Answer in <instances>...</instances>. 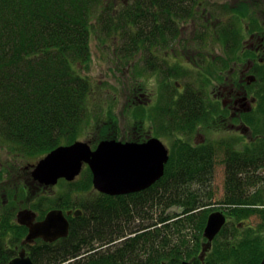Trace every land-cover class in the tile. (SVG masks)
Here are the masks:
<instances>
[{"label":"trees","instance_id":"16d2710c","mask_svg":"<svg viewBox=\"0 0 264 264\" xmlns=\"http://www.w3.org/2000/svg\"><path fill=\"white\" fill-rule=\"evenodd\" d=\"M107 1L0 0V144L12 155L41 157L60 145H70L82 136L86 126L91 127L93 119L88 109L93 87L80 68L89 65L88 42L97 28L100 8L111 12L109 21L104 18L107 24L102 29L117 40L125 39L116 56L124 60L143 48L141 44L161 42L165 33L177 29L163 22L175 19L176 15L165 17L163 13L169 11L167 5L179 0H132L117 16H113L116 4L106 6ZM150 4L156 7L154 13L148 11ZM147 14L152 16L153 24L148 23ZM196 154V148L177 147L163 176L153 186L118 197L95 192L91 174L86 170L87 186L83 180L69 185L75 194L89 192V197L78 196L73 202L83 211L82 215L57 244L33 248L32 263L191 261L200 250V236L208 214L206 200L212 197L211 161L200 160ZM190 156L193 159H186ZM192 184L202 187L194 190ZM229 184L226 179L225 198L234 197L227 190ZM7 189L11 205L8 219L4 217L2 224L17 237L19 227L13 221L12 211L17 204L14 195L18 194L19 201L24 189ZM92 194L96 196L91 197ZM174 205L179 213L166 214V208ZM253 212L256 211H237L235 217ZM256 213L264 218V210ZM221 242H216L211 255L219 263L228 260L230 251L247 252L250 264H259L263 258L264 237L259 234L249 232L241 241H233V246ZM239 259V264H246Z\"/></svg>","mask_w":264,"mask_h":264},{"label":"flooded vegetation","instance_id":"af4514ba","mask_svg":"<svg viewBox=\"0 0 264 264\" xmlns=\"http://www.w3.org/2000/svg\"><path fill=\"white\" fill-rule=\"evenodd\" d=\"M230 2L233 3L230 14H235L237 18L235 24H223L212 7L208 5L207 10L204 6L207 4L202 0H179L174 5H167L170 6L169 11L163 15L168 17L175 14L176 17L163 22L177 29L165 33L161 42L141 44L143 48L139 47L134 54L139 53L140 57L141 53L146 52L141 55L143 58L138 69L147 74L145 78L149 79L152 88L147 95L135 90L131 96L137 100L132 109V132L120 140L111 136L98 138L93 145L81 139L86 133L83 131L82 136L75 140L86 142L91 150H95L104 140L141 145L157 139L166 149L168 161L179 146L196 148L197 154L194 156L200 160L209 159L212 172L220 173L224 193L225 180H230L227 190L234 197L219 200L212 205L219 211L211 210L207 214L223 213L225 224L222 226L235 220L237 225L242 223L235 217L237 211L258 212L264 209V203H249L253 193L264 192V0ZM155 8L150 4L152 13ZM168 59L177 62V65L170 66ZM183 79L189 82H179ZM171 82L175 83V88H171ZM162 92L166 99L161 96ZM186 159L193 158L190 156ZM38 160L27 164L18 174V178L22 177L18 185L24 189V196L19 201L18 194L14 195L17 204L12 209L13 221L19 227L18 238L2 224L4 217L8 219L11 201L7 187L0 190V264H8L20 256L31 259L30 251L33 248L54 246L68 235L75 225L74 220L82 215L83 211L73 204L75 195L81 193H73L74 189L69 185L79 183L76 181L82 175L83 185L89 184L86 170L90 174L91 171L88 165H82L80 174L73 181L62 178L53 186L40 185L31 177L32 166ZM59 185L67 186V189L51 197L49 191ZM83 193L87 195L89 192ZM46 201L50 203L45 204ZM20 210L33 214L30 225L42 222L51 211L61 212L68 224L67 235L50 241L41 237L28 239V227L17 220L16 215ZM256 214L261 220L260 226L264 225V218L260 213ZM241 232L238 227L232 230L233 241L241 238L238 236ZM259 235L264 237L263 227ZM211 243L204 250L200 247L203 254L211 250ZM199 254L191 261L182 260L181 264L215 263L207 258L209 254L204 258H200ZM230 254L226 264L241 263L239 257L250 264L247 252L230 251Z\"/></svg>","mask_w":264,"mask_h":264},{"label":"rangeland","instance_id":"374dc122","mask_svg":"<svg viewBox=\"0 0 264 264\" xmlns=\"http://www.w3.org/2000/svg\"><path fill=\"white\" fill-rule=\"evenodd\" d=\"M204 1L206 5H204L207 10H209L208 5L212 7V9L216 13V17L219 18L223 24H235L236 23V15L230 14V10L233 6V3L230 2V0H202ZM132 0H108L106 3V6L108 5H115L116 9H113V16H117L121 13L124 6H127L129 4H132ZM236 2V0H235ZM105 7V6H104ZM204 7H202L203 9ZM205 8V9H206ZM206 10V11H207ZM212 10V12H213ZM233 10L236 11V8ZM149 13L151 12L150 6H149ZM98 19L96 21V27L94 28V32L91 35L89 43V53H90V62L87 67H82L81 72L83 75L88 76L89 80L92 82V92L89 96V111L90 115L93 119L92 125L86 126L85 129H83L86 133L81 139H85L84 141H87L90 144H95L97 142L98 138L103 137H116L115 139L120 140L124 137V139L127 137L129 132H132L134 124L133 122V115H132V109L134 106L135 101H137L134 97L135 90L139 91V93L146 94L149 92V89L152 88L151 82H149L148 78H145L147 75L146 73H142L138 67L140 66V61H142L143 56L142 54H145L144 51L141 53L140 57L138 56L139 53L132 56L129 60H124L121 57H116L117 54L120 53L121 48V42H125L124 40H117L115 35H110L109 33H106L102 27L107 24L104 18H106L108 21L110 19L111 12L106 10V7L103 9H99L97 11ZM149 18V24L151 23L152 16L150 14H147ZM101 21V22H100ZM104 22V23H103ZM102 23V24H101ZM103 25V26H102ZM222 25V24H221ZM102 26V27H101ZM104 28V27H103ZM115 36V37H114ZM120 42V44H115ZM219 50V54H221ZM168 64L172 67L176 66L177 62H174L171 59H168ZM142 78H140V77ZM181 83H188L189 80L186 79L184 81H179ZM175 83L171 82V88H175ZM165 99L163 92L162 95ZM144 107L143 105H140ZM134 111V110H133ZM75 142V141H74ZM73 142V143H74ZM38 160V158H30L26 156H20L19 154H11L9 150L0 144V190L2 187L6 188L9 186V188H16L20 191L21 187L19 184V178L18 174L23 171V167L27 166L29 163H34V160ZM263 171V170H262ZM83 176V175H82ZM82 176L76 181H82ZM221 175L217 171V174L215 172L211 173V180H210V189L212 191V197L209 200H206L208 203V213L212 211H219L213 208L212 205H215L219 200H222L224 197V191L222 189V179H220ZM60 186V185H59ZM192 189H199L202 186L200 184H192L190 186ZM57 189V190H56ZM67 189V186L62 187H56L53 191H49V194L51 197H56L59 193H64V190ZM57 191V194H55ZM85 193H82L79 195V198H86L89 197V193L87 195H83ZM258 194V195H256ZM95 194H92L91 197H95ZM78 196L75 195L74 199L77 200ZM249 203H264V192L259 191L258 193H253L250 197ZM257 200H263L261 202H257ZM170 201L169 198L166 199V205H168V202ZM50 203L49 201H46L45 204ZM264 210V209H261ZM174 212H178V207L176 205L170 206L166 208V214L170 215ZM244 217H236V219L242 223L236 224L237 221L235 220L232 223H227L224 228H222L221 232H218L214 238L212 239L211 243V250L207 252V254H203L202 249L200 248V254L199 257L204 258L208 254L209 260H214V264H226V262L219 263L215 259H211L212 251L215 247V244L217 241L225 242L227 245L233 246L235 243H233V234L232 230L235 227H238L241 229V233H238V236L241 238L244 237L249 232H253L255 234H261V220L256 214V212H253L250 216L247 218ZM236 222V223H235ZM250 226L251 228H248ZM264 228V225H262ZM246 230H249L248 232ZM241 238H237L235 241H241ZM208 244V240H206V237L203 234V230L201 232L200 236V247H203V250L205 249L206 245ZM219 244H222L219 243ZM197 254V256H198ZM204 260V259H203Z\"/></svg>","mask_w":264,"mask_h":264},{"label":"water","instance_id":"95a60500","mask_svg":"<svg viewBox=\"0 0 264 264\" xmlns=\"http://www.w3.org/2000/svg\"><path fill=\"white\" fill-rule=\"evenodd\" d=\"M167 161V151L157 139L141 145L104 140L95 150H91L86 142L75 141L43 155L32 166L31 177L40 185L53 186L62 178L73 181L85 163L92 174L93 189L102 194L117 196L148 189L163 176V167ZM60 213L51 211L42 222L33 225L29 224L33 219L30 211L20 210L16 216L18 223L28 227V239L41 237L50 241L68 233L67 221ZM207 217L203 234L210 245L225 224V216L221 212H214ZM8 264L33 263L30 258L20 256ZM259 264H264V257Z\"/></svg>","mask_w":264,"mask_h":264}]
</instances>
